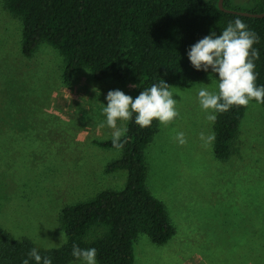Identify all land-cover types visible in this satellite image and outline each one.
<instances>
[{"label":"rangeland","instance_id":"obj_1","mask_svg":"<svg viewBox=\"0 0 264 264\" xmlns=\"http://www.w3.org/2000/svg\"><path fill=\"white\" fill-rule=\"evenodd\" d=\"M20 38V18L0 0V230L55 248L65 239L63 206L124 185L125 170L103 171L121 150L94 141L114 131L101 111L107 92L130 95L132 85L96 80L84 68L66 84L58 51L41 41L23 56ZM217 84L205 74L168 85L178 117L168 126L157 121L143 152L146 187L174 233L161 244L137 234L133 264H264V106L253 100L245 107L235 152L218 159L201 139L213 134V123L196 98L199 88L218 91Z\"/></svg>","mask_w":264,"mask_h":264},{"label":"trees","instance_id":"obj_2","mask_svg":"<svg viewBox=\"0 0 264 264\" xmlns=\"http://www.w3.org/2000/svg\"><path fill=\"white\" fill-rule=\"evenodd\" d=\"M4 7L20 18V52L30 56L41 41L62 56L60 72L69 84L73 74L87 69L93 78H111L132 85L135 98L145 88L163 79L186 84L206 73L191 65L186 51L196 41L229 22L241 20L259 40L254 44L256 83L264 85V16L250 17L222 11L217 0H2ZM223 6L249 12L264 11V0H223ZM216 75V74H213ZM218 83V81H217ZM264 106V104H262ZM244 106H232L217 114L212 124L213 154L225 160L234 152V139ZM120 137L121 154L103 171H126L120 189H102L92 197L62 207L59 225L67 243L55 248H37L27 238L14 239L0 230V264H22L28 252L37 248L52 264L76 260L71 254L94 247L98 264H133V240L146 234L157 244L174 233L163 204L145 184L144 148L157 131V121L140 128L126 122ZM101 147H114L112 136L95 140ZM117 148V147H114ZM29 264H35L34 261Z\"/></svg>","mask_w":264,"mask_h":264},{"label":"clouds","instance_id":"obj_3","mask_svg":"<svg viewBox=\"0 0 264 264\" xmlns=\"http://www.w3.org/2000/svg\"><path fill=\"white\" fill-rule=\"evenodd\" d=\"M258 40L254 32L236 19L219 34L212 31L188 47L186 55L193 68L204 71L210 80L215 77L218 81V91L201 87L196 93L198 105L208 122L215 123L217 114L228 111L232 106L247 107L253 100L257 105L264 104V85L256 83L255 60L259 53L253 45ZM105 100L107 103H103L101 111L106 125L114 130L112 143L117 148L122 147L120 137L127 130L126 122L131 120L145 128L156 120L168 126L178 117L177 101L163 79L140 91L135 98L120 89H113L107 92ZM118 122L125 126H118ZM214 138V134L205 137L201 133L206 144ZM175 140L181 145L186 143L183 132H177ZM64 243H67L66 238L60 240L58 246ZM71 254L81 264H98L94 247L80 248L73 243ZM30 260L35 264H52L51 258L47 255L42 257L35 247L28 252L22 264H29Z\"/></svg>","mask_w":264,"mask_h":264},{"label":"water","instance_id":"obj_4","mask_svg":"<svg viewBox=\"0 0 264 264\" xmlns=\"http://www.w3.org/2000/svg\"><path fill=\"white\" fill-rule=\"evenodd\" d=\"M217 6L220 10L225 11V12H229V13H234V14H239V15H244V16H250V17H263L264 16V11H262V12H249V11H245V10L226 8L223 6V0H217Z\"/></svg>","mask_w":264,"mask_h":264}]
</instances>
